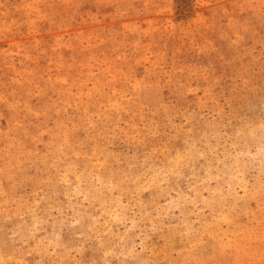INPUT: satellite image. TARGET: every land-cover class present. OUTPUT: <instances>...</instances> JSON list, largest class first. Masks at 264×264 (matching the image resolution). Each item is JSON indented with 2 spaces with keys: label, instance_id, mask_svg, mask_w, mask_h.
<instances>
[{
  "label": "rangeland",
  "instance_id": "obj_1",
  "mask_svg": "<svg viewBox=\"0 0 264 264\" xmlns=\"http://www.w3.org/2000/svg\"><path fill=\"white\" fill-rule=\"evenodd\" d=\"M0 264H264V0H0Z\"/></svg>",
  "mask_w": 264,
  "mask_h": 264
}]
</instances>
